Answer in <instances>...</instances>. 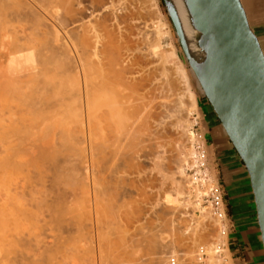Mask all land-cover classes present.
I'll list each match as a JSON object with an SVG mask.
<instances>
[{"label":"bare ground","instance_id":"6f19581e","mask_svg":"<svg viewBox=\"0 0 264 264\" xmlns=\"http://www.w3.org/2000/svg\"><path fill=\"white\" fill-rule=\"evenodd\" d=\"M64 1L67 2L68 0L67 1L64 0ZM64 1L63 0H0V19L1 20L2 19L4 20L8 15L10 16V19H9L10 21L14 20V21L20 22L21 20H23L25 22V20H28V22L27 21L26 22L32 23L31 24L32 29L33 28L36 29L38 31V32L36 31L37 34L42 35V39H40L41 37L39 38L40 39L39 45L33 46V45H35L34 43H32L33 40L31 42L32 45H31V43H29V45H28V42H26V43L22 42L23 40L20 38H19V40L17 39V41L19 42L21 40L22 43L21 42L18 43V42H16L15 39L14 40L9 39L10 33L8 34L6 29L4 32L0 31V84L2 82V84H4V88L7 87V91L13 92L14 95L17 97V100L15 97L14 101H13V98L11 99L12 96L10 97L9 94L6 95V97H10V99L14 102V104L12 105V104H10L11 102L7 103L8 98L6 99L5 95L3 94L4 95L3 99L5 98L4 100L7 104V106L5 105V107H6L5 112H6L7 116L3 112L2 115L4 114V117L3 116L1 117V119L4 120L3 118H5V116H6L5 120L3 121V122H5V124H4V126H2V127H4V130L1 128V130H3V132H1V136H2L1 139L4 138L3 140L5 142V145H4V143H2V145H1L2 147L0 148V149H2V153H3V155L0 158V162H1V167H2L1 169H4L3 171L5 173L4 172L3 173L6 175V177L3 176V179L7 178V184H6V179H4L5 184H3L5 191L2 187L3 192L5 193V196L3 195L4 196L3 197L4 200L2 203L3 207H1V208L3 209L2 210V212H3L2 216H3L4 221H5L4 225H6L5 228H7L5 230L9 233L13 229L12 226L15 227L14 229H17V226H14L13 224L17 223L18 221L20 223L21 220H19V219H20L21 215H23V204L24 203L21 202V199H23L21 197L26 196L23 194L24 193L23 192V186H25L24 185L25 182L22 180V178L25 175L23 173H21L22 176L24 175L21 178L23 184L20 181V183L22 185L19 184V182H16V180H17V175H18V179H20L19 176L21 175L20 172H21L22 167L25 169L26 165L28 166L29 163H30L29 165H31V162L33 161V159L30 160L31 162L30 161L27 162V158H29V157H27V158L25 157V156H29L27 154L29 152H31V150H34L35 158L38 162V163H36V161H35V163L38 166L35 165V163L33 162L36 170L38 167V171L34 170V173H33V176H34L35 172H37V174H38V175L35 174V178L33 177L34 180L37 179L36 175L39 176V178L41 176L44 177V175H42L40 173H41V169L43 168V165H45V163L48 164L47 165L48 169L44 167L43 170L44 171L48 170V172H50L49 174L46 173V177L49 175V178H51L50 182H54L56 180L55 178L62 177L66 172H68V174H69L70 169L73 166H75V168L74 169L72 168V170H71V173L73 175H71V173H70V175H68L69 177L67 179H69L70 176H72V177L76 176V174L79 173L78 171H80V170L82 171V169L85 168L86 172L84 171L83 175L84 174H86V175H84V177H83V175L79 174V176H81V178L83 177L81 179V184H82V180L84 178L90 180V186L88 184H86L85 188L87 190H89L88 189L89 187L91 188L90 192H91V194H93V196L92 195L91 196L94 199L92 207L95 206V204H94L96 201L95 199L100 200L99 198H97L98 196H100L99 194L104 192L105 190H107L109 188V185L111 184V182L108 181L109 185H108L107 189L105 187L106 186L105 184L99 185V184H101V182H100V180L98 182V179L101 176H99V178L97 179V177L95 176V174H96L95 172H97L96 169H97V167H99L100 164H101L100 168H102V166H104V168H107V169H104L105 173H106V170H110L111 172L116 171L115 173H117L116 169L119 166V163H121V162L127 163V158H126L127 156H125L126 154L123 155L121 150L128 149L130 152V147H132V146H130L131 142H129L127 144H124V142L127 139L129 140L130 138H133V137L134 138L132 140H135L136 139L135 135L139 134V132L141 134H143L144 137L143 138L141 137L142 141H140V136H138L139 138H137V140H135L134 142L135 143H139V142L143 143V144H141L143 146H141L139 144L141 146L140 149H142L141 155L143 157H146L145 150H146L147 146H146L145 137H146V134L148 137V132H149V131H147L148 119H149V107H148L149 103L147 104L145 99H146V90L148 89V87H147V84L144 80L145 77L142 79V78H140L141 77L140 76L139 77L140 80L137 79L138 78L137 76H136L137 78H135V76H134L135 72H133V69H131L132 68L130 65L131 62H129L131 60V59L129 60V57H131V56H129V54H128L129 52L127 53L128 46L126 43L121 42L122 44H126V46H127V49H126L124 47L125 45H122L120 43V40H118V38L116 36V33H117L116 29L119 30V21L122 19V16H120L118 12L121 10V7L123 5L122 6L117 5V4L121 3L120 0H90L91 2L89 1V4H90L91 9H89L86 6H85L86 7L85 8L83 6V4H81L82 3L81 1H83V0H73L74 4L75 3L78 4V5L75 4V6H79L80 4L82 5V6L80 5L79 9L75 10L71 4H69V6H68V3H67V8H65L64 4H66V3ZM70 1L71 0H69V2ZM121 1L123 2V0H121ZM164 1L166 3L168 13L174 18V20L176 21V24L178 25V27L180 29L182 40H183L185 49L187 51V54H188V57H189V60L192 64V66L194 68H196V70L199 72V74L201 76L205 77L209 72L211 61L204 52V45H205L206 37H205L204 33H202V31L199 30V28L197 27L196 19L193 15L192 7H191V1L190 0H164ZM149 2L151 3V7L153 8L155 15H157L156 21H154L152 24V28H151L152 30L151 29L149 30L153 33V35H154L153 41H155L154 43H151L152 45L150 44L151 45L150 51L154 55H156L155 57L158 56L160 58V60L161 59L165 60V61H163V65H162L160 74H162L166 78L165 83L167 84V87L171 90L170 92H172L174 94V95L172 94L174 97L172 96L171 100L173 102H175L172 104V106H174V108H175L174 111L177 112V114H176V116H177L178 113H182L183 109H185V106L187 104V103H184L185 98L189 99L192 108H196L197 107L196 97H195V93L191 89L186 68H185L183 62L178 57V52H177L175 46L170 44L168 49H165V50L162 47V41H161L162 37H164L165 34H168V31L166 29L167 24L163 21V14H162V12H161L158 4H157V0H150ZM71 3H73V2H71ZM60 4L63 5V7L65 8L64 11L67 12V15H68V16H66V14L64 13V15L67 17L66 20L64 19L66 21L64 27L59 26V25L63 26V24H64L63 21L62 22L58 21L57 10L61 6ZM61 9H62V7H61ZM98 10H99V12H102L103 10H106L107 12L104 11L105 14L103 12V14H104L103 15L101 13H97ZM99 14H101L100 15L101 17H98ZM95 16L100 18L99 19L100 21H95V22L93 21L94 23H92V25H91L90 20H92V19H90V18L94 17L93 18V20H94ZM96 20H98V19H96ZM54 21H56V22L52 23ZM76 22H79V23L77 24ZM73 23H76L78 25V27H77L78 29L74 27L75 29H77V30L80 29L79 31L81 34V38H79V37L78 38L80 39L79 44L81 47H78L79 44L78 43L76 44V42L74 41V39L76 40V38H77L76 33L74 34L73 30L70 29L71 27L67 28L68 24L73 25ZM93 24H95V25L93 26ZM147 25H148L147 23L144 24L145 27ZM10 26H8V27H10ZM31 26H30V28H31ZM58 26L61 27L60 29H62V28L66 29L67 28L66 30L65 29L61 30L64 33L63 36H61L62 39H63V37H65L64 41H62L61 38L59 39ZM145 27H144V29H145ZM3 28H4V26H3ZM3 28H0V30H3ZM6 28H7V25H6ZM32 29H30V30H32ZM75 29H74V31H75ZM98 29H103V30L107 31V37L106 36L105 37L108 38V40H106V43H102L100 41L101 39L99 40L100 37L98 35ZM33 31L35 33V30H32L31 33H33ZM104 33H105V31H104ZM78 36H80V35H78ZM177 37H178V35H177ZM37 39L38 38L34 39V41L35 40L38 41ZM49 39H51V42L59 40V44H60V40H61L62 44H60V45L63 46L61 48V50L63 48H65L69 52V54L71 53L69 55V57L66 53L67 51L64 52L65 54L63 52H62V54H60L61 50L59 49V51L56 53L55 49L53 48V44H50ZM178 39H179V37H178ZM14 42L18 43V44L15 45V44H13ZM60 45L57 44V46L55 45L54 47L56 48ZM129 47H130V45H129ZM13 49H14V51H13ZM146 51H147V49H146ZM13 52L14 53L16 52V53L14 54ZM148 52H149V50H148ZM151 52H150V54H151ZM63 56L66 59H67V57L69 58L68 59L69 61L68 60H66V61L70 62V64L71 63L73 64L74 70L71 67H70L71 68L70 70H73V72H75V75L73 77L71 76L73 78L72 79L73 82L71 83V84H73V86L72 85H71L72 87L69 86V87L74 88V89H70V90L68 89L69 92H67V93L63 92L65 90L68 91L66 88H65V90L61 91V87H60L61 83L63 84L64 80H67L65 78L66 75L64 76V74L66 72L65 73L62 72V70H66V67H67V63H65V58ZM70 56H71V58H70ZM170 56H175L177 58L176 63L174 65V70H175L177 75H175L173 79H178V78H176L178 76L182 83L177 82V85L178 84L180 85V83H181L182 88L179 85L177 87L176 80L171 79L173 77L172 75L170 76L171 78L168 77L170 74H172V71H170V69H167L166 66H164V63L166 62L165 58L170 57ZM15 57H17V58H15ZM13 59H15V60H13ZM18 60L20 61V63L23 66L20 63L19 64L17 63V62H19ZM187 62H188V60H187ZM13 63H14V65H13ZM160 64H162V63H160ZM16 65H20V66H16ZM34 66H36V68H34ZM16 67H18L17 70H16ZM19 69H20V71H18ZM58 69H59V71H58ZM60 70H61V72H60ZM23 71H24V73H22ZM14 72H15V74H16V72L17 73L19 72V75L16 74L17 75L16 76L14 74ZM169 72H170V74H169ZM5 73H8L9 76L12 74V76H10L11 78L10 79L7 78V80H5L7 77V76H4ZM20 73H22V74H20ZM61 73H63V76H59V74L62 75ZM24 75L26 77L31 76L34 78V81H33L34 83L31 84V86L32 85L34 86V92L32 94H28V95H30V96H28V95L26 96L28 99L26 98V100H24V102L21 103L20 99H22V101H23V95L25 94L22 92L24 90V88H23V90L21 89L22 84L27 85V84L31 83L30 80L28 81L29 78L26 81L20 80V79H22V76H24ZM13 76H14V78H13ZM19 76H21V78ZM17 77H18L19 81L16 84H14L16 82L14 80H18ZM31 77H30V79H31ZM62 77H64L65 79ZM161 78H163V77H161ZM160 80H162V79H160ZM67 81H69V80H67ZM67 81H66V85H67ZM146 81L148 82V80H146ZM163 81H164V78H163ZM160 82L162 83V81H159V84H160ZM152 83H154V82H152ZM155 83H157V80ZM68 84L70 85V83H68ZM63 87H64V85H62V88ZM176 88L179 91H176L177 90ZM28 89H29V87H28ZM139 91H141V92H139ZM202 91H203V89H202ZM3 92L4 91H2V93ZM70 92H73L71 94L73 95L72 98L74 99L75 106H76L74 109L77 110V113L73 114L75 111L72 113L73 114L72 116L76 115V116H74V118H75V127H74L75 130L74 131H73V129L71 130V128H69L67 126V123L70 121L69 118L71 117L70 111L73 110V109L72 110L70 109V111L68 112L70 114V116H69V114L67 116V111L69 110V108H67V106L69 107L71 105V103H68V100L66 99V97H67L66 95H68V93H69V95L71 97L72 95L70 94ZM168 92H169V90L167 91V93ZM4 93H6V92H4ZM20 94H21V96H19ZM11 95H12V93H11ZM69 95H68V97H69ZM135 95H139V98L136 97V99H138V100L141 99L139 104H136V102H135V101H137V100H135ZM167 96H169V95L166 94V97ZM163 97H165V96H163ZM169 98H171V96H169L167 98V100L165 99V102L166 101L168 102ZM173 98L177 99V100L174 101ZM4 100H3V102H4ZM70 100H71V98H70ZM8 101H10V100H8ZM16 101H17V103H15ZM170 101H169V103H170ZM3 104H5V103H2L1 106H3ZM163 104L165 105V103H163ZM73 105L74 104L72 103V106ZM169 105L170 104H168V106ZM187 106H186V109L187 108L189 109V107H187ZM191 107H190V109L193 110ZM2 108H4V106ZM188 109H187V111H188ZM169 110H170V107H169ZM191 110H189V111H191ZM168 114H170V113H168ZM171 115H172V113H171ZM179 116H180V114H179ZM174 118H175V116H174ZM67 119H69V121ZM174 120H176V122H174L175 123L174 125L176 127H179V128H177L179 130L183 129L184 131H186L187 128L192 125V122H189V120L187 121L186 118L183 119V117H181V116L178 117L177 119H174ZM72 122H74V120ZM72 125H74V124H72ZM70 132H72L71 134H72L73 139H74V141H72V142L69 141V140H71V139H69L70 135H71ZM2 133H3V135H2ZM181 135H183V133ZM187 135H188V139H189L188 142L190 143V146H188L187 148L185 147L183 150H181L180 148H182L184 146H182V147L180 146L178 148L181 151L178 148H177L178 150H176V152L180 153L179 154L180 156L177 155V157H176L177 158V160H176L177 161L176 162L177 163L176 172H174V173L172 172L168 175L167 174L163 175L164 177H167V179H169V181L171 182L173 189L175 191V196H171L170 194H167L165 197V200L168 203H172L174 206H179L180 204L183 205L185 203L184 200L183 201L181 200L182 201V203H181V201H179V198L183 199L184 193H185V197H187L185 200L186 204L189 203L190 205H192L193 209H196L200 212L199 216L190 217V219L192 218L193 220L192 219L191 220L194 221L192 223L196 222L195 226H192V224L191 225L189 224L191 226V238H192L191 242L192 243H196L197 241L201 242L202 241L201 239L206 238L207 231L205 230L204 227H200V226L204 225L205 219L210 218L211 220H213L218 225V227H219L218 235L214 238V240H211L208 243H205L203 245L200 244L201 246H199L196 253L198 255L197 259L199 261H201V262H199L200 264L201 263H203V264H220V260H219L220 258H218L219 255H217V254L219 253V251L221 249H223L225 247V245H224L225 241H226L225 237L227 236V233H229L228 226L223 221V217L225 215L224 210H223V204L221 206H218L217 209H212L210 206H208V207L203 206L201 204V200H199L197 198L194 199V201H191L189 199L190 195H192V193H193V189H192L193 186L191 185V180H192V178H194V179H197V178H195L194 175L189 176L188 173L186 172L187 168H189V167L198 168L200 166V163L203 162L205 159L207 167L204 169L198 168L196 170V173H201V174L208 173L207 177H208L209 187L210 186L214 187V185L217 186L219 189H220V187H219L217 182H215L213 179L210 178L211 175H210V166H209V162H208V152H207V148H206L205 143L203 142L202 138L200 136H198L196 133H194L193 131H190L189 134H187ZM67 136H69V137L67 138ZM161 139H164V138H161ZM196 143L200 145V147H201L200 150L195 149ZM126 145H128V146H126ZM137 146H136V148H137ZM71 147H72V152L68 153L71 150ZM78 147H79V149H78ZM163 147H164V145H163ZM60 148L61 149L66 148V149L64 151L62 150L63 151L62 152ZM73 148L75 149V151L78 149L79 153L77 152L78 154L77 153L76 154H77V156L79 155V157H78L79 159L76 156H74L75 154L71 156V154L74 153ZM131 149L135 150V148H131ZM68 154L70 155L69 159L71 160V162L72 163L74 162L72 164L73 166L71 165L70 160L67 158ZM134 154L132 153V156L134 157V159L131 156L130 157L131 159L128 158V160H130V163H127V166L125 165L128 168V169H126L127 173H128V170L135 169L134 168L135 166L137 168L139 167V164H138V166H137V164H135V163H137V160L132 162L133 160L136 159L135 156L138 155V153H137V155L136 154L134 155ZM59 156H60V158H58ZM81 156L83 158L82 159L83 161H82V163H80V165H82L80 168L79 167L80 165L79 166H77V165L81 161ZM30 158H32V157H30ZM75 158H77V159H75ZM96 160H97V162H96ZM75 161H77L78 163ZM153 162H155V161H153ZM75 163H77V164H75ZM85 163H87L86 166H85ZM97 163H100V164H97ZM63 164H68L69 166H71V167H68L70 169L68 171H65V169H62V168H64ZM140 165L141 166L138 168L140 172H137V173L138 174L142 173V175H145L146 171H148V170H146V165L145 166H143V164H140ZM132 166H134V167H132ZM156 166H158V165L156 164ZM123 167H121V170L122 169L124 170ZM185 167H186V170L184 171ZM130 168H132V169H130ZM155 168H157V167H155ZM16 169L18 171L20 170L19 171L20 175L16 174L17 172L13 173L16 177L15 178L11 172L12 171L15 172ZM61 169L63 172H65L64 174L62 173V175H61V173L60 174L57 173V171L61 170ZM75 169H78V171L74 172ZM28 171H29V169H28ZM51 171L53 174L51 173ZM23 172H24V170H23ZM29 172H28V175L32 174ZM38 172H40V173H38ZM42 173L44 174L45 172H42ZM74 173H75V175H74ZM105 173H102V175ZM119 173H121V172H119ZM134 173H131V174H134ZM175 173L180 174V179H177V177H175ZM123 174L124 173H122V175ZM11 175L13 176V178L15 180H13ZM50 175H52V176H50ZM127 175H125L126 177L124 176L126 178V181H128ZM66 176H67V174H65V178L62 177V180H65ZM108 176H110V175L108 174ZM108 176H106V175L102 176V179H103V177H107L110 179L111 177H108ZM136 176H138V175H136ZM30 177H31V175H30ZM76 177L74 178L75 181H76ZM183 177H185V179L187 181V184H185V185H183V183H182ZM10 178L12 181L10 180ZM144 178H146V177H144ZM24 180H25V177H24ZM138 180H141V178L137 179V181ZM144 180H146V179H144ZM144 180H141V181L143 182ZM17 181H19V180H17ZM42 181L45 182V179ZM65 181H66V184H67V182L68 183L70 182L67 180H65ZM79 181H80V179H79ZM113 181H115V180L113 179ZM26 182L28 183V181H26ZM39 182H40V180H39ZM50 182H49V185H50ZM56 182H57V180H56ZM72 182L73 181L71 179V183H69L67 185V186H69V189L71 188L70 184H72ZM122 182L119 181L116 185L119 184L118 186H120V183H122ZM27 183H26L25 187L28 186ZM31 183H33V182H31ZM35 183H37V182H34V184ZM130 183L132 184L133 182H130ZM135 183H139V182H135ZM42 184H44V183H42ZM57 184H61V181L59 179H58ZM74 184H76V183L74 182ZM79 184H80V182H79ZM140 184H141V186H142V184L145 185V186L144 185L142 186V187H144V190H145L146 189L145 187L147 186L146 185L147 182L146 183L145 182L140 183ZM199 184L200 183H198V185H196L194 187V189L197 193H199V192L201 193L200 188H199ZM29 185H30V182H29ZM37 185H34V186L39 187ZM103 185H105V186H103ZM124 185L126 186V184H124ZM99 186L100 187L102 186L101 188L105 187V189L102 190L99 188ZM137 186H139V185H137ZM36 187H35V189L33 187L32 191H31V188H29V191H27L28 195H29V192L31 191L30 196H32V197L29 196L31 199L33 198V195H35L34 193H35ZM51 187H52V185H51ZM132 187H133V185H132ZM134 187H135V189H138L136 186H134ZM41 188H43V187H41ZM85 188L82 189V187H81L80 192H81V190L85 191L84 190ZM112 188L115 189V187H112ZM112 188L108 189V191L112 190ZM127 188L129 190V187H127ZM25 189H27V188H25ZM87 190H86V193L89 192ZM138 190H140V189H138ZM144 190L142 189L143 195L145 192ZM36 191H37L36 192V195H37V193L39 191L38 190H36ZM43 191H44V188H43ZM43 191L40 189V192L43 193ZM45 192H47V190ZM106 192L107 191H105L103 193L104 196H105ZM114 192H117V190ZM129 192H133V191H129ZM129 192H128V194H129ZM69 193H70V191H69ZM75 193H73V194L75 195ZM111 193L109 195L106 193L108 195L107 196L108 200L111 199L110 198V195H112ZM138 194L141 195V192H139ZM41 195H40V198H41ZM125 195L128 196L127 194H125ZM81 196H82V194H81ZM104 196H102V197H104ZM114 196L116 197L119 195H114ZM78 197H79V195H78ZM143 197H146V196L144 195ZM122 198L123 197L121 196V200H122ZM71 199H73V198H71ZM89 199L90 198L88 197V201H89ZM115 199L113 200V202L115 201ZM125 199H127V198H125ZM41 200H42V202L44 200L46 201V199H42V198H41ZM41 200L40 199L37 200L36 203L38 201H41ZM98 200L96 201V204H97ZM121 200H119V203ZM142 200H144V199H142ZM67 201H68V199H67ZM67 201H66V203H67ZM42 202H41V204H42ZM51 202H52V200H51ZM53 202L51 203L52 205L54 204ZM73 202L76 205H78L80 203L83 204L81 207H84V209L88 207V205H86V207H85L84 203H82V201L81 202L79 201L80 203L77 201H76L77 203L75 201H73ZM99 202H102V201L100 200ZM107 202H104V203H107ZM110 202H112V201H109L108 203H110ZM116 202H117V200H116ZM108 203L106 205L109 208V205H112V203H110V204H108ZM223 203H224V201H223ZM75 204H74V206H75ZM100 204L98 203V205H96V206L100 207L99 206ZM114 205H116V204H114ZM121 205H120V207H121ZM54 206H56V204H54ZM74 206H72L70 208L71 209L75 208L77 211V208ZM122 206H124V205H122ZM120 207H118V208H120ZM70 208H69V210H70ZM101 208L103 209V207H101ZM118 208L116 210V213H120L121 211L123 213V209L121 211H119ZM24 209H26L28 211V209L26 207H24ZM106 209L107 208H105V210ZM125 209L126 208H124V210ZM100 210H101L100 208H98V210L96 208L94 209L93 212H94L96 218H97V216H99ZM131 210H133V209H131ZM139 210H141V209H139ZM67 211H66V213H67ZM95 211H96V213H95ZM97 211L99 212V214H97ZM112 211L114 212V210H112ZM24 212H25V210H24ZM80 212L83 214L82 211H80ZM109 212H106V213L103 212V216L105 214V218H106L105 222L110 220V221H113L111 223H113V225H114L115 222H117V220H116V218L112 219V217L116 216L117 214L113 215L109 219V217H107L108 216L107 213H109ZM137 212H136V214H137ZM68 213H70V212H68ZM86 213L88 215L90 213V211L86 212ZM86 213H85V217H83L84 220L88 219L87 218L88 216H86ZM72 214H73V212L70 213L71 216L68 214L71 219L74 218V217H72ZM110 214H109V216H110ZM51 215H52V213H51ZM90 215H91V213H90ZM120 215H118L120 218L117 216L119 221H120V219H124L122 221H126L125 218L129 219V217L126 216L127 214L125 215V213L122 215L123 218H121ZM78 216L79 215L77 214V218H78ZM124 216H126V217H124ZM138 216L139 215H137L136 218ZM96 218H95L94 222L96 221V222H98V224H99V222L104 221V219H105L103 217L104 219L100 220L101 217L100 218L98 217L99 221H97L98 219H96ZM79 220H81V219H79ZM88 220H90V219H88ZM78 221H77V224H78ZM82 222H83V220H81V224H83ZM96 222H95V225H96ZM105 222H103V223L107 225V223H105ZM19 223H17V224H19ZM85 223H86V221H85ZM103 223H102V226H103ZM124 223H127V221ZM128 223H130V222L128 221ZM212 223L213 222L211 221L210 224H212ZM81 224L80 225L78 224L79 225V226L77 225L78 227H76L75 225L74 226L76 228H79V227H82ZM109 225H107V226L110 229L112 224H111V226H109ZM115 225H117V223ZM125 226L129 227V226H133V225H125ZM139 226L137 227V229L141 228ZM96 227H97V225H96ZM106 227H105V229H107ZM112 227H111V229H112ZM127 227H126V229H127ZM209 227H210V225H209ZM159 228L161 229V227H159ZM80 229L82 230L84 228H80ZM87 229L88 228H86V230L84 231V232H86V234H87ZM97 229L98 228H96L95 230L98 233ZM111 229H110V231H111ZM121 229H119V230L121 231ZM208 229H211V228H207V230ZM110 231H108V232L110 233ZM125 231H127V230H125ZM106 232H107V230H106ZM11 233H12V231H11ZM97 233L95 235H97ZM99 233H98V235H99ZM115 234H117V231ZM107 235H109V234H107ZM100 236H101V234H100ZM79 237H81V236L79 235ZM105 238H106V236H105ZM162 238H164V237H162ZM147 239H148V237H147ZM161 239H159V241ZM80 240H81V238H79V241ZM89 240H91V238ZM98 240L100 241L101 238H98ZM98 240L95 243L98 244V242H99ZM144 241H145V239H144ZM147 241L151 242V240H149V239ZM147 241H145V242L148 244L149 248L152 245L153 246L152 250H156V249H154L155 243H153V241L156 242V240H153L151 242V245H149V242H147ZM101 243H104V242H101ZM101 243H100V245H101ZM107 244H108V242H107ZM104 245H105V243H104ZM133 245H135V244H133ZM133 245H131V246H133ZM160 245H163V244L161 243ZM73 246H74V244H73ZM135 246H138V244ZM157 246H155V247H157ZM89 247H91V249H93L91 245ZM186 247H187V245H184L185 253L183 254V256H186V258H183V259H187L189 262L190 260H194V259H192L191 251H188ZM150 250H151V248H150ZM88 251H90V250H88ZM81 252H83V250ZM200 252H203L204 255H202ZM103 253H107V252H105L103 250ZM126 253H123V254H126ZM107 255L109 257H111L109 254H107ZM104 256H105V254H104ZM121 256H122V254H121ZM139 256L141 257L142 255H139ZM144 256H142V258ZM158 256H159V254H158ZM158 256H157V258H160ZM204 256H206V257L204 258ZM101 257H102V255H101ZM103 258L101 260H103ZM119 258L120 257L118 256V260H119ZM203 258H204V260H203ZM131 259L133 260V258H131ZM122 260H123V258H122ZM127 260H128V258L126 259V261ZM106 261H109V259ZM156 262H153V263L157 264ZM182 262H183V260H182ZM182 262L180 264L184 263V262L183 263ZM103 263H101V264H103ZM149 263H150V260H149ZM122 264H125V263H122ZM184 264H187V262H185ZM191 264H193V263H191Z\"/></svg>","mask_w":264,"mask_h":264},{"label":"rangeland","instance_id":"374dc122","mask_svg":"<svg viewBox=\"0 0 264 264\" xmlns=\"http://www.w3.org/2000/svg\"><path fill=\"white\" fill-rule=\"evenodd\" d=\"M89 1L90 0H83V1H81L82 2L81 4H83L84 7L86 6L87 8L91 9L90 8ZM149 1L150 0H129V1L128 0H123V2H122L120 0L121 3L119 2L120 4H117V5H121V6L123 5L122 7L120 6L121 7V10L119 9L120 11L118 12L119 15L122 16V19L119 21V30L116 29V32L117 33L115 32L118 40H120V43L121 42L126 43L127 46H128V49H127L126 44H122L121 43L122 45H125L124 47L127 49V53L129 52L128 54H129V56H131V57H129V60L131 59L129 62H131L130 63V65L132 67L131 69H133V72H135L134 73L135 78L138 77L137 79H139V77L141 76L140 78L143 79L145 77L144 80H145V82L147 84V87H148V89L146 90V99H145V101L147 102V104L149 103L148 104V107H149V119H148V128H147V131H149V132H148V137H147V134H146V137H145L147 148H146V150L144 149L145 150V153H146V157H143L141 155L142 154V152H141L142 149H140V147L143 146V145H141L143 143H141V142L135 143L134 142L135 140H137V138H139L138 136H140V141H142V138L144 136L140 132H139V134H136L135 135L136 136L135 137L136 138L135 140H132L134 138L133 137V138H130L129 140L127 139L124 142V144H127V143L131 142L132 145L130 144V146H132V147H130V152H129L128 149L121 150V151H122L123 155L126 154L125 156H127L126 157L127 158V163H130V160H128V158L131 159L130 157L132 156V153L133 154L135 153L136 155L138 153V155L135 156L136 159L133 160V161L131 160V161L134 162V161L137 160V163H135V164H137V166L139 164V167L141 166L140 164H143V166L146 165V170H148V171H146V174L145 175H142V173L141 174L140 173L138 174L137 172H140L139 169H138L139 167L137 168L136 166L135 167L132 166L135 169L130 168L132 170H128V173H127V171H126V169H128L126 167L127 166V163L125 162L126 163L125 164L124 162H121V163H119V166L116 169L117 170V173H115L116 171L115 172H111L110 170H106V173H105L104 169H107V168H104V166H102V168H100L101 167L100 166L101 164L100 163H97V164H100V165L96 169L97 172H95L96 173L95 176L97 177V179L99 178V176H101L98 179V182L100 180L101 184H99V183L98 184L99 185L105 184L106 186L105 185H103V186H105L106 189H107V187L109 185V182H111V184L109 185V188L108 189H110L112 187H115V189L112 188V190H109V191H108V189L105 190V191H107L106 193L108 195L112 192L111 194L113 196L110 195V198L112 200L111 199L108 200L107 199L108 198L107 197L108 195L106 193H105V196L103 195V193L105 191L102 192L100 190L102 193H100L99 194L100 196H98L97 198H99L102 202H99L100 200L95 199L96 201L98 200V202H97V204H96V201L94 203L95 206L98 205V203L99 204L101 203L99 205L100 207H98V206L92 207L93 206V200L94 199L92 197L93 194H91V192H90L91 191L90 190L91 188L89 187L88 188L89 190H87L85 188L86 187V184H88L90 186V180L84 178L82 180V184H81V179L84 177V175H86V174L83 175V172L86 170L85 168L82 169V171L80 170L81 172L78 171L79 168L78 169H75L74 172H76V171L79 172V173L76 174L77 177L76 176H73V177L70 176V178L67 179L69 177L68 175H70V173H71L72 168L73 169L75 168V166L72 165L74 162L73 163L71 162V160L69 159V156L70 155L68 154V156L67 155L66 156L70 160L71 165L73 167L70 169L68 167H71V166H69L68 164H63L64 168H62V169H65V171H68L70 169V173L69 174H68V172L65 173V172L62 171V169L61 170H58L59 172L57 171V173L58 174L61 173V175H62V173L63 174L64 173L67 174L65 180L70 181L69 183H71V179H72L73 182H72V184H70L71 185V188L70 189H69V186H67L69 183L67 182V184H66V181L65 180H62V177L65 178V174L62 177H59V178L57 177L61 181V184H57L58 183V179L57 178H55L57 180V182H56V180L54 182H50L51 178H49V175H48L50 172H48V170H46L47 172L43 170L44 167L48 169V166H47L48 164L47 163H45V165H43V168L41 169V173L38 172V173L44 175V177L41 176L39 178V176H37L38 175L37 172H35V174H37L36 175L37 179L34 180L35 174L33 176V173H34V170L35 171H38V167H37V170L35 168V165H37L36 163H38V162H37V160L35 158V152H34V150H31V152H29L27 154L29 156H25V157L26 158L29 157V158H27V162H29L32 159H33V161L32 162L30 161L31 162V165H29L30 163L29 164L27 163L28 166L26 165L25 169L22 167L21 172H20V174L23 173L25 175V176L23 175L25 177V180H24V177L22 176V174L21 175L19 174V171L20 170L18 171L16 169L17 171L15 170V172H13V171L11 172L12 174L17 172L16 174H19L20 175L19 176L20 179H18V175H17V180H19V181L16 180V182H19V184H21L22 183V180H23L25 182L24 185L26 186V183H27L26 181H28V183H27L28 186L27 187L23 186V192H24L23 194L26 195V196H22L21 197V198H23V199H21V202L24 203L23 204V215H21L22 218L20 217V219H19L21 221H20V223H19V221L17 222L19 224H17V223L13 224L14 226H17V229H14L15 227L12 226L13 229L12 230L10 229L12 231V233H11V231L9 233V232H7L5 230L7 228H5L6 225H4L5 221H4V218L2 216V213H3L2 210L3 209L1 208V207H3V205H2L3 200H4L3 197L5 196V193L3 192V189L5 191V188L3 187V184H5L4 179H6V184H7V178H4L3 179V176L6 177V175L4 174L5 173L3 171L4 169H1L2 167H1V162H0V169L2 170V171L0 170V264H101L103 262H104L103 264H122V263H125V264H154L153 262H156V261H157L156 262L157 264H165V263L167 264L168 262H169L168 264H171V263L172 264H180L182 262V260H183L184 263L187 262V264H191V263H193V264H200L199 262H201V261H199L197 259L198 258V255L196 253L197 249L199 248V246H201V245H203L205 243H208L211 240H214V238L218 235V229H219V227L210 218L205 219L206 221L204 220V225H202L200 227H204L205 230L207 231L206 238L201 239L202 240L201 242L200 241H197L196 243H192L191 242L192 241L191 240L192 238H191V226L190 225L192 224V226H195L196 225V222L195 223H192L194 221H192L193 219L191 218L192 219L191 220L190 217L199 216L200 215V212L198 210H196V209H193L192 205H190L189 203L186 204V201L185 200H186L187 197H185V193H184L183 199L182 198H179V201H181V200L183 201L184 200V202H185L184 204L185 205L184 204L183 205L180 204L179 206H174L172 203L166 202V200H165L166 195L167 194H170L171 196H175V191H174L173 186H172L171 182L169 181V179H167V177H164L163 176V175H166V174L168 175V174H170L172 172L173 173L176 172V167H177V163H176L177 162L176 161L177 158L176 157H177V155L180 156L179 155L180 153L176 152V150H178L179 149L178 147H180V146L181 147L184 146V147L180 148L181 150H183L185 147L187 148L188 146H190V143L188 142V140H189L188 139V135H187V134H189L190 131H193L198 136H200L202 138L203 142L205 143V146H206L207 152H208V162L210 163L209 164V166H210V175H211L210 178L213 179L215 182L218 183V185H219V187H220V189L222 191V194H223V199H224V197L225 198L226 197L228 198V196H229L230 200H232V201H234L236 199H238V201L240 200V195L239 194L243 190H241L240 188H233V187H231V188H229L226 191L224 189V184L220 180V175L219 174L221 173V169L224 172L226 171L227 172V173L225 172L226 174H228V173L229 174H232V178L235 179V181H237V179H238L237 176L238 175L235 173V170H236V166L237 165H235L230 158H227V156H228L227 155L228 154L227 153V150L226 151L225 150H221L222 147H221L220 143L219 144L217 143L219 146H216L214 144V141L210 138L209 128H208L209 123L211 121H214L216 123H219V121H218L217 117L214 115L213 111L211 110V107L208 105V103H207L208 100L204 96V93L202 91V88H201V86H200V84H199V82H198L195 74L193 73L192 69L190 68V66H189V64L187 62V59H186V57H185V55H184V53L182 51V48H181L180 43H179V39H178V37L176 35V31H175L174 26H173V23H172L169 15H168L166 3L164 5L163 0H157V4H158V6H159V8H160V10H161V12L163 14V21L167 24L166 29L168 31V34H165L164 37H162V40H161L162 41V47L165 50V49H168V47L170 46V44H172L173 46H175V48H176V50L178 52V57L183 62L184 66L186 68V71H187V74H188V78H189V83H190V86H191L192 91L195 93L196 104H197V107L196 108H192L189 99L184 97L185 98V100H184L185 102L184 103H187L186 106L188 105L187 107H189V109L187 108L188 109V111H187L186 106H185V109H183V112L182 113H178L177 116L178 117L181 116V117H183V119L186 118L187 121L189 120V122H192V125L189 126L186 131H184L183 129H182L183 131L181 129H180L181 130L180 131L179 129H177L179 127H176L174 125L175 124L174 122H176V120H174V119H177L178 118L176 116L177 112L174 111L175 108H174V106H172V104L175 103V102H173L171 100L172 99V96L174 94L172 92H170L171 90L167 87V84L165 83V81H166L165 79L166 78L162 74H160L161 68H162V65H163V61H165V60H163V59L160 60V58L158 56L155 57L156 55H154L150 51L151 50L150 49L151 48L150 46L152 45L151 43H154L155 41H153V39H154L153 33L151 31H149V30L152 28L153 22L156 21V16L157 15H155V12H154L153 8L151 7V3ZM71 2H73V3H71ZM65 3L66 4L63 3L65 5L64 6L65 8H67V3H68V6H69V4H71L72 7L75 10L79 9V7L81 5L80 4L79 6H75L76 3L74 4V1L73 0H71L70 2L68 0ZM76 5H78V4H76ZM61 7H62V9H61ZM64 7H63V5H61L60 8L57 10L58 21H60V22L63 21V23H64L63 26L62 25H59L61 27H64L65 26V23H66L65 20L67 18L66 16H68L67 15V12L64 11L65 10ZM104 11H106V10H103L102 12H99V10H98L97 13L103 14ZM64 13L66 14V16L64 15ZM101 14H99L98 17H101L100 16ZM104 14H105V12H104ZM98 17L95 16V19L94 20H93L94 17L93 18H90V19H92V20H90L91 25L95 21H100L99 20L100 18H98ZM9 19H10V16L9 15L4 20L3 19L2 20L0 19V28H3V26H4L3 30H0V31H3L4 32L5 29H6L7 32H8V34L10 33L9 34V39L10 40L11 39L12 40L15 39L16 42H18L17 39L19 40V38H20V39L23 40L22 42H25V43L28 42V45L33 40L32 43L35 44L33 46L39 45V41H40V39H42V35L37 34L38 31L36 29H34V28L32 29V26H31L32 23H30V22L27 23L28 20H25V22L23 20H21L19 22V21H14V20L13 21H10ZM96 19H98V20H96ZM55 22L56 21H54L52 23H55ZM76 23L78 24L79 22H76ZM76 23H73V25L72 24H70V25L68 24L67 25V28H70L71 27L70 29L73 30L74 34L76 33L77 38L76 37L75 38H76L77 41L75 39H74V41L76 42V44L77 43L79 44V42H80L79 41L80 40L79 38H81V34H80V31H79L80 29L77 30L78 29L77 28L78 25ZM146 23L148 24L147 25L148 27L150 26L149 28L147 26L146 27L144 26V24H146ZM6 25H7V28H6ZM94 25L95 24H93V26ZM8 26H10V27H8ZM30 26H31V28H30ZM59 26H58L59 39L61 38V40L64 41V38L65 37H63V39L61 37V36H63L64 33L61 30L62 29H65V28L60 29L61 27H59ZM74 27L77 28V29H75ZM144 27H145V29H144ZM30 29L35 30V33H34V31H33V33H31L32 30H30ZM74 29H75V31L76 30L77 31L75 32ZM104 31H105V33H104ZM78 35H80V36H78ZM98 35L100 37L99 40L101 39L100 41L102 43H106V40H108V38H106L107 37V31L106 30H103V29H98ZM36 38H38L37 39L38 41L35 40L36 41L35 42L34 39H36ZM61 40H60V44H62L61 43L62 42ZM19 42H21V40ZM49 42H50V44H53V48L55 49V52L56 53L59 51V49L61 50V48L63 47L62 45L59 44V40L52 41L51 42V39H49ZM18 43H15L14 42L13 44L16 45ZM32 43H31V45H32ZM57 44L60 45V46H58V47L55 48L54 46L55 45L57 46ZM129 45H130V47H129ZM78 47H81L80 44L78 45ZM146 49H147V51H146ZM148 50H149V52H148ZM13 51H14V49H13ZM65 51H67V50L65 48H63L60 51V54H62V52L64 53ZM150 52H151L152 55L150 54ZM66 53H67L68 57L71 54V53L69 54L68 51ZM68 57H67V59L64 57L65 58V63H67L66 70H62V69L61 70L64 73L66 72L64 74V76L66 75L65 78L67 80H69V81L64 80V83L63 84L61 83V85H60L61 91L62 90H65V88L67 90L68 89L69 90L70 89H74V88H71L73 86V84H71V83L73 82L72 81V79H73L72 77L75 75V72H73V70H74L73 69V64L72 63L70 64V62H68L69 61L68 60L69 59ZM15 58H17V57H15ZM70 58H71V56H70ZM165 59H166V62L164 63V66H166L167 69H170V71H172V74H170V72H169L170 75L168 77L171 78L170 76L172 75L173 77L171 79H173L174 76L177 75L176 72H175V70H174V65L176 63L177 58L175 56H170V57H167ZM13 60H15V59H13ZM66 60H68V61H66ZM14 63H13V65H14ZM17 63L19 64L20 61L17 62ZM160 63H162V64H160ZM16 66H20V65H16ZM70 67L73 70H70L71 69ZM34 68H36V66H34ZM17 69H18V67H16V70ZM61 70H60V72H61ZM18 71H20V69ZM58 71H59V69H58ZM22 73H24V71ZM22 73H20V74H22ZM14 74H15V72H14ZM16 74L19 75V72L18 73L16 72ZM61 74L62 75L59 74V76H63V73H61ZM4 76H7L6 79H5V80H7V78L8 79L11 78L10 76H12V74L9 76L8 73H5ZM19 77L21 78V76H19ZM30 77H26L24 75V76H22V79H20L21 81H26L29 78L28 81L29 80L31 81V83H29L27 85L22 84V88L21 89L23 90V88H24V90L22 92L25 93L24 94L25 96L23 95V101H22V99H20L21 100V103H23L24 100H26V98H27L26 96L28 94H32L34 92V86L33 85L31 86V84L34 83L33 82L34 81V78L31 77V79H30ZM161 77L164 78V81H163V78H161ZM13 78H14V76H13ZM62 78H64V77H62ZM176 78L179 79L178 76ZM17 79H18V77H17ZM160 79H162V80H160ZM178 79H173V80H176V85H177V82H181L180 79L179 80ZM146 80H148V82ZM156 80H157V83H155ZM14 81H16L14 83V84H16L19 81V79L18 80H14ZM66 81H67V85H66ZM159 81H162V83L160 82V84H159ZM152 82H154V83H152ZM68 83H70V85ZM181 83H180V85L179 84L178 85L182 88ZM1 84H2V82H1ZM1 84H0V106L2 105V103H5V104H3L4 108H2L3 106L0 107V112H1L0 113V121L2 120L1 117L2 116L4 117V114L6 115V112H5V108L6 107H5V105L7 106V104H6L5 100H4L5 98L3 99L4 95L6 97V95L9 94L10 97L12 96L11 99L13 98V101H14V98L16 97L13 92L7 91V87L4 88V84H2V85ZM62 85H64L63 88H62ZM178 85H177V87H178ZM69 86H71V87H69ZM28 87H29V89H28ZM69 90L68 91L65 90L63 92H66L67 93V92H69ZM168 90L170 92V93L168 92L169 94L167 93ZM2 91L6 92V93H4V92L2 93ZM176 91H179V90L177 89ZM139 92H141V91H139ZM11 93H12V95H11ZM71 93H73V92H70V94ZM21 94L19 96H21ZM166 94L169 95V96H171V98L168 99L169 101L171 100L170 103H169V101L168 102L167 101L165 102V99L167 100V98L169 97V96L166 97ZM68 95H69V93H68ZM68 95H66V96L68 97ZM28 96H30V95H28ZM163 96H165V97H163ZM10 97H6V99L8 98L7 99V103L8 102L9 103L11 102L10 104L13 105L14 102L10 99ZM67 97H66V99L68 100V103H71V105L69 104L70 105L69 107L67 106V108H69V110L67 111V116L69 114L68 112L70 111V109L71 110L73 109L72 111H70L71 112L70 113L71 114V117L69 118L70 121H69V119H67L69 121L67 123V126L69 128H71V130L73 129V131H74L75 130V128H74L75 127V118H74V116H76V115H74V116H72V115L75 114V113H77V110L74 109L76 106H75L74 99L72 98L73 95L71 97H70V95H69L68 98ZM136 97L139 98V95H135V100H137L135 102H136V104H139L140 101H141V99L138 100V99H136ZM70 98H71V100H70ZM3 100H4V102H3ZM8 100H10V101H8ZM16 100H17V97H16ZM175 100H177V99H174V101ZM15 103H17V101ZM72 103L74 104L73 105L74 107L72 106ZM163 103H165V105ZM168 104H170L171 106L170 105L168 106ZM169 107H170V110L171 111L169 110ZM190 107L193 110H191ZM189 110H191V111H189ZM3 112H4V114L2 115ZM168 113H170V114H168ZM171 113H172V115H171ZM70 114H69V116H70ZM179 114H180V116H179ZM6 116H5V118H6ZM174 116H175V118H174ZM5 118H3V119L5 120ZM4 120H2L0 122V130H1V128L4 130V127H2L5 124V122H3ZM73 120H74V122H72ZM72 124H74V125H72ZM3 130L0 131V143H1L0 144V148L2 147L1 146L2 143H4V145H5V142L3 140L4 138L1 139V137H2L1 136V132H3ZM71 133L72 132H70V134ZM182 133H183V135H181ZM2 135H3V133H2ZM68 137L69 136H67V138ZM161 138H164V139H161ZM69 139H71V140H69L70 142L74 141L72 134L70 135V138ZM223 139H224V143L226 144V147H228L230 151H233V150L235 151V149L231 145L229 139L226 137L225 133H223ZM227 141H228L229 144L227 143ZM163 145H164V147H163ZM126 146H128V145H126ZM136 146H137V148H136ZM79 147H78V149H79ZM131 148H135V150L134 149H131ZM65 149L62 148L61 151L62 150L64 151ZM78 149L76 151L74 149L73 150L74 153H72L71 156L75 154L74 156H76L78 158L79 157V155L77 156V154L79 153ZM208 150H210V153H209ZM70 152H72V147H71V150L68 153H70ZM219 153H224V156H226V157H223L224 159L221 160V157L218 156ZM232 153L234 154V152H232ZM235 153H236V151H235ZM2 155H3L2 149H0V158H1ZM234 155H237L236 157H239L237 153L234 154ZM30 157H32V158H30ZM58 158H60V156ZM77 158H75V159H77ZM82 159L83 158L81 156V161L79 163L77 161H75V162L78 163L77 166H79L80 163H82V161H83ZM133 159H134V157H133ZM35 161H36V163H35ZM153 161H155V162H153ZM33 162L35 163V165H34ZM96 162H97V160H96ZM238 162H239L238 163V167L241 170H244L242 161L239 160ZM77 163H75V164H77ZM86 164L87 163H85V166H86ZM156 164L158 166H156ZM81 166L82 165H80L79 167L81 168ZM121 167L124 168V170L122 169L123 171L121 170ZM155 167H157V168H155ZM212 167L214 168L215 171L212 169ZM27 168L29 169L30 172L28 171ZM23 170H24V172H23ZM185 170H186V167H185L184 171ZM27 171L29 173H32V174H29L28 175V172ZM42 172H45V173L43 174ZM119 172H121V173H119ZM46 173H48L47 174L48 175L47 177H46ZM51 173H52V171H51ZM102 173H105V174L102 175ZM122 173H124V174L122 175ZM131 173H134V174H131ZM243 173L245 175V170H244ZM79 174L80 175H83V177L81 178V176H79ZM108 174L110 176H108ZM30 175H31V177H30ZM71 175H73V174L71 173ZM74 175H75V173H74ZM105 175L108 176V177H111V178L109 179L107 177H103V179H102V176H105ZM125 175H127V180L128 181H126V178H125L126 176ZM136 175H138V176H136ZM50 176H52V175H50ZM11 177L13 178L12 175H11ZM14 177H15V175H14ZM75 177H76V181L74 179ZM144 177H146V178H144ZM175 177H177V179H180V174L175 173ZM21 178H22V180H21ZM140 178H141V180H144V179H146V180H144L143 182L141 180H138L137 181V179H140ZM44 179H45V182L46 183L42 181ZM79 179H80V181H79ZM113 179L115 181H113ZM10 180H11V178H10ZM13 180H15V179L13 178ZM39 180H40L41 183L39 182ZM20 181H21V183H20ZM117 181L118 182L119 181L120 182L123 181L124 183L122 182V183H120V186H118L119 184L116 185L118 183ZM29 182H30V185H29ZM31 182H33V183H31ZM34 182H37V183L34 184ZM49 182H50V185H49ZM74 182L76 184H74ZM79 182H80L81 185L79 184ZM130 182H133V183L131 184ZM135 182H139V183H135ZM144 182L145 183L147 182V184H146L147 186L145 187L146 188L145 190H144V187H142L144 184H142V186L140 184V183H144ZM42 183H44L45 185L42 184ZM182 183H183V185L187 184V181H186L185 177H183ZM33 184L34 185H37L38 184L37 186H39V187H36ZM124 184H126V186ZM51 185H52V187H51ZM132 185H133V187H132ZM137 185H139V186H137ZM134 186H136L141 191L138 190V189H135ZM2 187H3V189H2ZM33 187H34V189L36 187V190H38L39 192L36 195V192L37 191L35 190V193H34L35 195H33V198H32L33 200H32L30 198V197H32V196H30V192L33 190ZM41 187L44 188V191H43V188H41ZM81 187H82V189L85 188L84 189L85 191H82L81 190V192H80ZM101 187L99 186L100 189H102V190L105 189V187L104 188H101ZM127 187H129V190H128ZM25 188H27V189H25ZM29 188H31V191L29 192V195H28L27 191H29ZM40 189L43 191V193L40 192ZM142 189L145 191L144 192V195L146 197H143L144 195L142 194ZM46 190H47V192H45ZM86 190L89 191V192L86 193ZM116 190H117V192H114ZM69 191H70V193H69ZM129 191H133V192H129ZM128 192H129V194H128ZM139 192H141V195L142 196L138 194ZM73 193H75L76 196ZM81 194H82V196H81ZM125 194H127L128 196H126ZM40 195H41V198L42 199H46V201L45 200L43 201L44 203L42 202V200L40 198ZM78 195H79V197H78ZM114 195H119V196H116L115 197ZM247 195H249V192L247 193ZM102 196H104V197H102ZM111 196L114 199L116 198L114 202H113L114 199ZM121 196L124 199L122 198V200H121ZM70 197L73 198L74 200L71 199ZM88 197L90 198L89 199L90 202L88 201ZM125 198H127V199H125ZM39 199L41 200V201H38L40 204L38 202L36 203V201L39 200ZM67 199H68V201H67ZM142 199H144V200H142ZM189 199L191 201H194L192 195H190ZM51 200H52V202L54 201L53 203L56 204V206H54V204L53 205L51 204L52 203ZM116 200H117V202H116ZM119 200H121L120 203L122 205H124V206L126 205V206L125 207L122 206L119 203ZM66 201H67V203H66ZM73 201H75V202L76 201L77 202H79V201L81 202L82 201V203H84V206L86 207V205H88V207L84 209V207H81L83 204H81L79 202L80 204L76 205ZM107 201L108 202L109 201H112V202H110V203H112V205H109V208L106 205L108 203ZM182 201H181V203H182ZM41 202H42V204H41ZM104 202H107V203H104ZM110 203H108V204H110ZM118 203L121 205V207H120V205ZM224 203L226 204V206H224L225 213H226V217H225V219H223V221L228 226L229 233L225 237V239H226L225 244H224L225 247L223 249H221L217 255H219L218 258H220L219 259L220 260V264H228V263L229 264H243V262L241 261V259H240V261L239 260L237 261V259L235 257V256H237V254L234 255V251H233L234 250V247L232 245L230 246L229 243L227 242L228 241V236H229V242L231 243V240L232 239H231V234L230 233H233L234 232V229H233L234 228V224H233V219H232L233 217H231V213L228 211V207H227V203H226V200L225 199H224ZM74 204H75V206H74ZM114 204H116V205H114ZM72 206L76 207L77 208V211H76L75 208H74L75 210L74 209H71L70 207H72ZM24 207H26L28 209V211L26 209H24ZM97 207L100 208L101 210H100V214L97 211V214H99V216H97V218H96V216H95V214H94L93 211H94L95 208L98 210ZM101 207H103V209ZM104 207L107 208L106 209L107 211L105 210ZM118 207H120V208H118ZM69 208H70V210H69ZM117 208L119 209V211H121L123 209V213H122V211L120 213H116ZM124 208H126V209L124 210ZM131 209H133V210H131ZM139 209H141V210H139ZM24 210H25L26 213L24 212ZM112 210H114V212ZM240 210H242V207H241ZM66 211H67V213H66ZM71 211L73 212L72 217H74L75 219L74 218L71 219L69 217L70 213H72ZM80 211H82L83 214ZM89 211H90L91 215H90V213L87 215L86 212H89ZM68 212H70V213H68ZM103 212H105V213L106 212H109V213H107L108 214L107 217H109V219L113 215H116L117 214L116 216H113L114 218L112 217V219H115L116 218L117 222H115L116 220L114 222H115V224L117 223V225H115V224L113 225V223H111L113 221H110V220L107 221V222H105L106 218H105V214L103 216ZM136 212H137V214H136ZM251 212H252L251 213L252 214L251 215L252 216L251 218L254 219L253 211H251ZM51 213H52V215H51ZM85 213H86V216H88L87 218L90 219V220H88V219L87 220L86 219L84 220L83 217H85ZM95 213H96V211H95ZM124 213H125V215L127 214L126 216L129 217V219L128 218H125L126 221H127V223H124L126 221H122L124 219H120V221L118 219V217H119L118 215L121 214L120 216H121V218H123L122 215ZM77 214L79 215L78 218H77ZM109 214H110V216H109ZM135 215L136 216L139 215L140 217L139 216L138 217L140 219L138 217L136 218ZM126 216H124V217H126ZM98 217L99 218L101 217L100 220H103L105 218L104 221H101L102 223L105 222V223H107V225L110 224L109 226H111V224H112V226H113V227L111 226L112 229L110 227L111 231H110L109 227L106 224L103 223V226H102V223L101 222H99V224H98V222L95 221L96 222V225H97V227H96L94 220L96 218V219H98L97 221H99V218ZM79 219L83 220V222H82L83 224H81V220H79ZM77 221H78V224L79 225L81 224L82 227L76 228V227L79 226L77 224ZM85 221H86V223H85ZM128 221L130 223H128ZM211 221L213 222L212 224H210ZM125 225H133V226L127 227ZM209 225H210V227H209ZM138 226L141 227V228H138L137 229ZM105 227L107 229H105ZM126 227H127V229H126ZM159 227H161V229ZM80 228H84V229L81 230ZM86 228H88L87 229V234H86V232H84L86 230ZM96 228H98L97 229L98 233L101 231L99 233V235H98V233L95 230ZM207 228H211V229H208L207 230ZM119 229H121V231ZM124 229L127 230V231H125ZM106 230H107V232H106ZM108 231H110V233ZM116 231H117V234H115ZM96 233H97V235H95ZM100 234H101V236H100ZM107 234H109V235H107ZM79 235L81 237H79ZM105 236H106V238L109 241L105 238ZM147 237H148L149 240H151V242L153 240H156V242L153 241V243H155V246L158 245L157 247L154 246V249H156V250H152L153 249V246L151 245V242L147 241L148 240ZM162 237H164V238H162ZM79 238H81L80 241H79ZM90 238H91V240H89ZM98 238H101L100 241L101 242H104L105 245H104V243H101L98 240ZM144 239H145V241L149 242V245L152 246V247L150 246V248H151L152 251L150 250L148 244L144 241ZM159 239H161V240L159 241ZM97 240L99 241L98 242L99 245L97 243H95V242H97ZM107 242H108V244H107ZM100 243H101V245H100ZM159 243L160 244L162 243L163 245H160ZM73 244H74V246H73ZM133 244H135V245L138 244L139 247L138 246H135ZM90 245L92 246L93 249H91V247H89ZM131 245H133V246H131ZM184 245H187L186 248H187L188 251H191L192 259H194V260H190L188 262L187 259H183V258H186V256H183V254L185 253V251H184V249H185L184 248ZM80 250L81 251L83 250V252H81ZM88 250H90V251H88ZM103 250L105 252H107V253H103ZM123 253H126V254H123ZM104 254H105L106 257L104 256ZM107 254H109L111 257H109ZM121 254H122V256H121ZM158 254H159V256H158ZM101 255H102V257H101ZM139 255H142L144 257L142 258V256L140 257ZM118 256L120 257L119 260H118ZM157 256L160 257V258H157ZM205 257L206 256H204V258ZM102 258H103L104 261L101 260ZM122 258H123L124 261L122 260ZM127 258H128V260L126 261ZM131 258H133L134 261ZM204 258H203V260H204ZM108 259H109V261H106ZM149 260H150V263H149ZM201 264H203V263H201Z\"/></svg>","mask_w":264,"mask_h":264},{"label":"water","instance_id":"95a60500","mask_svg":"<svg viewBox=\"0 0 264 264\" xmlns=\"http://www.w3.org/2000/svg\"><path fill=\"white\" fill-rule=\"evenodd\" d=\"M190 1L211 61L205 77L192 66L180 29L168 15L204 96L243 163L264 247V55L240 0Z\"/></svg>","mask_w":264,"mask_h":264},{"label":"crops","instance_id":"0c3cea01","mask_svg":"<svg viewBox=\"0 0 264 264\" xmlns=\"http://www.w3.org/2000/svg\"><path fill=\"white\" fill-rule=\"evenodd\" d=\"M241 5L244 9L246 14V18L248 20L249 26L251 30L255 33L260 47L262 49L264 55V0H240ZM208 105L211 107L209 102L207 101ZM211 110L213 111L212 107ZM214 115L216 116L215 112L213 111ZM217 117V116H216ZM218 119V118H217ZM219 121V119H218ZM209 134L210 138L214 141L216 146L221 145V150H227V158H230L236 166L235 173L237 176V181L232 178V174H226L222 169L220 175V180L224 184V189L227 191L229 188H240L241 193L240 200L238 199L232 201L228 198L224 197L227 203L228 211L231 213V217H233V224H234V232L231 234V243L229 242L228 236V243L229 245L234 247V255L237 254L236 259L237 261L241 259L243 264H264V247L261 243L260 236H259V227L256 222V217L254 213V205L253 199L247 179V175L244 170H241L238 167V161L240 160L235 151H230L226 144L224 143L223 133L226 132L222 127L220 121L216 123L211 121L209 123ZM227 137V135H226ZM228 138V137H227ZM218 143V144H217ZM228 143V141H227ZM229 144V143H228ZM232 145V144H231ZM210 153V150H208ZM234 152V154L232 153ZM219 157L221 160L224 159V153H219ZM210 164V163H209ZM214 170V168L212 167ZM215 171V170H214ZM231 173V172H230ZM249 192V195L247 193ZM236 197V196H235ZM223 199V201H224ZM235 199V198H234ZM224 206L226 204L224 203ZM242 207V210H240ZM251 211H253L254 219L251 217ZM244 220V221H243Z\"/></svg>","mask_w":264,"mask_h":264},{"label":"built area","instance_id":"2783aa9c","mask_svg":"<svg viewBox=\"0 0 264 264\" xmlns=\"http://www.w3.org/2000/svg\"><path fill=\"white\" fill-rule=\"evenodd\" d=\"M200 148H201L200 145L196 143L195 144V149L196 150H200ZM206 167H207V165H206V161L204 159V161L200 163V166L198 168L204 169ZM198 168L189 167L186 170V172L188 173L189 176L194 175L195 178H197V179L192 178V180H191V185L193 186L192 187V189H193V193H192L193 199L197 198V199L201 200V204L203 206H205V207L210 206L212 209H217L218 206H221L223 204V210H224V214H225L223 219H225L226 213H225V208H224V203H223L222 191L215 185H214V187L213 186L209 187V185H208L209 182H208V177H207L208 173H206V174L205 173H203V174L196 173V170ZM198 183H200L199 184V188H200L201 193L200 192L197 193L195 191V189H194V187L196 185H198ZM227 235H228V233H227ZM200 253L202 255H204L203 252H200Z\"/></svg>","mask_w":264,"mask_h":264}]
</instances>
